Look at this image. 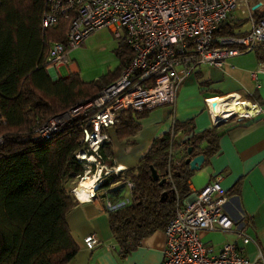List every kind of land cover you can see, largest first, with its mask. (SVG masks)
Returning <instances> with one entry per match:
<instances>
[{
    "label": "trees",
    "instance_id": "obj_1",
    "mask_svg": "<svg viewBox=\"0 0 264 264\" xmlns=\"http://www.w3.org/2000/svg\"><path fill=\"white\" fill-rule=\"evenodd\" d=\"M43 9L44 0H0V264H66L76 253L65 217L77 204L70 191L82 176V163L74 157L83 136L82 119H73L46 139H40L34 127L78 100L92 98L132 55L122 40L113 49L117 64L97 78L84 81L75 72L51 79L42 59L50 43L64 42L68 17L58 16L41 29ZM237 26L222 22L213 35L238 34ZM255 48L257 59L264 61V43ZM147 111L120 113L112 127L115 137L132 136ZM239 120L230 114L194 132L192 118L173 119L134 166L103 177L97 196L118 256L165 227L175 205L189 193L187 179L193 170L185 158L201 154L207 160L217 151L219 136ZM106 145L99 153L108 163ZM126 181L131 183L127 202L106 210L105 200L118 199L115 195Z\"/></svg>",
    "mask_w": 264,
    "mask_h": 264
},
{
    "label": "built area",
    "instance_id": "obj_2",
    "mask_svg": "<svg viewBox=\"0 0 264 264\" xmlns=\"http://www.w3.org/2000/svg\"><path fill=\"white\" fill-rule=\"evenodd\" d=\"M234 9L243 12L240 14L247 28L238 34L214 36V29L222 22L236 23ZM58 16L68 17L64 42L50 43L42 59L54 78L58 77L57 68L67 63L69 51L97 29L106 28L113 39L123 40L132 52L119 75L92 98L80 99L34 127L36 135L46 139L73 119H82L83 136L74 157L82 163V175L97 171L95 186L85 192L83 200L95 196L97 179L117 173L101 161L99 147L110 142L107 130L118 122L120 113L171 105L179 84L198 66H218L225 58L264 43V0H44L41 29L53 25ZM230 98H235L246 113L227 110L213 115L208 98L204 107L213 124L230 114L247 119L258 114L255 101L224 96L222 102ZM220 177L215 175L201 188L189 190L175 205L162 230L160 264H264L259 251L257 259H248L233 242L213 246L201 241V234L210 231H231L242 243L251 240L243 229L245 214L236 208L235 216H231L226 209L230 198L219 184ZM125 183L129 190L131 183ZM70 193L81 200L75 187ZM126 202L105 200L104 206L111 211ZM82 242L91 249L97 238L88 234Z\"/></svg>",
    "mask_w": 264,
    "mask_h": 264
},
{
    "label": "crops",
    "instance_id": "obj_3",
    "mask_svg": "<svg viewBox=\"0 0 264 264\" xmlns=\"http://www.w3.org/2000/svg\"><path fill=\"white\" fill-rule=\"evenodd\" d=\"M232 18L238 24L237 31L247 28L241 26L244 18L235 14ZM255 49L225 58L218 66H198L179 84L171 105L152 108L138 119L139 129L132 136L119 140L112 127L109 128L111 140L106 145L109 160L106 165L110 164L117 172L134 166L152 138L167 130L173 119L192 118L194 132L211 126L210 112L204 107L205 99L211 98L208 102L213 104V100L224 96L249 101L248 96L254 95L259 106L258 114L249 119L240 118L239 122L229 126L217 140V151L203 160L198 170L192 171L187 185L189 190L199 189L219 174V184L230 198L226 209L231 216H235L236 208L245 214L243 229L251 240L242 243L231 231H210L201 234V241L213 246L233 242L246 258L257 259L259 251L264 261V61L257 59ZM71 51L75 50H70L69 54ZM60 66H65L67 74L76 72L79 75L70 62ZM50 75L54 79L53 72L50 71ZM92 174L91 177H97V171ZM105 179L102 177L95 181L98 183L96 194L89 200L83 198L85 192L93 190L94 184L91 190L77 193L81 200H77L65 217L71 238L77 246L76 253L66 264H160L163 229H155L143 236L124 257L118 256L109 233L107 214L97 196L99 184ZM122 184L115 197L128 200L129 190L126 183ZM77 186L78 183L75 190ZM88 234L97 238L96 245L91 249H87L82 242Z\"/></svg>",
    "mask_w": 264,
    "mask_h": 264
},
{
    "label": "rangeland",
    "instance_id": "obj_4",
    "mask_svg": "<svg viewBox=\"0 0 264 264\" xmlns=\"http://www.w3.org/2000/svg\"><path fill=\"white\" fill-rule=\"evenodd\" d=\"M232 13L243 18L240 14H243L241 10L234 9ZM241 26L246 27L248 24L246 21H243ZM120 42H122V40L113 39L106 28L97 29L90 33L84 39L82 44H80L78 48L76 47L77 49L74 48L75 51L70 52L68 56L69 60L67 62L75 65L79 71V77L81 79H95L107 69L115 67L117 59L114 55L113 49L116 47L117 43L119 44ZM56 72L58 73V77H63L67 74L65 66H59ZM162 106L164 105L157 107ZM107 167L109 166H106V168ZM84 177L87 176L85 175Z\"/></svg>",
    "mask_w": 264,
    "mask_h": 264
},
{
    "label": "bare ground",
    "instance_id": "obj_5",
    "mask_svg": "<svg viewBox=\"0 0 264 264\" xmlns=\"http://www.w3.org/2000/svg\"><path fill=\"white\" fill-rule=\"evenodd\" d=\"M223 98H218L217 100H213V104H212L213 105V109H212L213 115H216L218 112L227 111V110H233L239 114L246 113V110L242 106L235 103V98H230L226 102H222ZM84 176L85 175H82V177L78 181L79 184L75 190V192L78 194L86 190H91L93 188V184H95L94 183L95 178L91 176L88 177V175H86L87 177H84Z\"/></svg>",
    "mask_w": 264,
    "mask_h": 264
},
{
    "label": "water",
    "instance_id": "obj_6",
    "mask_svg": "<svg viewBox=\"0 0 264 264\" xmlns=\"http://www.w3.org/2000/svg\"><path fill=\"white\" fill-rule=\"evenodd\" d=\"M46 70H47V73L50 72L49 68H46ZM186 151H187V153H189L190 149L187 148ZM202 162H203V156L201 154L195 155V156H192V157H187L184 160V163L187 164L188 168L191 169V170H198L200 168ZM150 172H151V178L153 180H155L156 179V174H155V171L151 167H150ZM162 182H163V179H161L158 182V185H160ZM161 195H165V192H163Z\"/></svg>",
    "mask_w": 264,
    "mask_h": 264
},
{
    "label": "flooded vegetation",
    "instance_id": "obj_7",
    "mask_svg": "<svg viewBox=\"0 0 264 264\" xmlns=\"http://www.w3.org/2000/svg\"><path fill=\"white\" fill-rule=\"evenodd\" d=\"M49 77L52 79V76L50 75V72H48Z\"/></svg>",
    "mask_w": 264,
    "mask_h": 264
}]
</instances>
